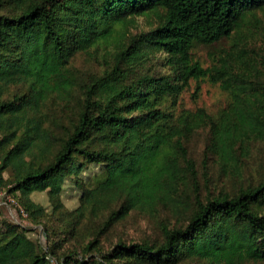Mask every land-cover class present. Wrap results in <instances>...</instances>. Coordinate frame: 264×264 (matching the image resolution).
Returning a JSON list of instances; mask_svg holds the SVG:
<instances>
[{
    "label": "trees",
    "instance_id": "16d2710c",
    "mask_svg": "<svg viewBox=\"0 0 264 264\" xmlns=\"http://www.w3.org/2000/svg\"><path fill=\"white\" fill-rule=\"evenodd\" d=\"M6 3L9 11L3 13ZM261 9L264 0H0V85L27 88L0 102V190L18 199L27 218L40 223L43 217L44 209L30 198L34 192H46L52 211L70 216L118 204L107 223L157 205L178 210L185 173L195 193L186 225L162 226L160 244L120 242L95 258L92 241L82 254L68 251L58 258L53 249L40 250L23 230L7 225L0 230V264L264 261V170L258 183L242 185L232 196L219 193L201 200L183 144L196 130L208 128L207 151L221 167L237 173L238 149L264 136V83L244 50L234 46L207 68L193 59L196 46L230 37ZM149 14L158 19L155 27L117 39L116 25L122 30ZM112 41L111 62L81 87L77 118L64 127L63 138H56L43 127V103L53 94H70V58ZM158 54L165 74L144 69ZM191 81L196 92L201 82L219 84L230 96L228 107L216 117L201 108L175 113ZM91 167L96 168L92 174ZM6 171L11 172L8 179ZM67 183L81 195L80 207L69 213L60 201Z\"/></svg>",
    "mask_w": 264,
    "mask_h": 264
},
{
    "label": "rangeland",
    "instance_id": "374dc122",
    "mask_svg": "<svg viewBox=\"0 0 264 264\" xmlns=\"http://www.w3.org/2000/svg\"><path fill=\"white\" fill-rule=\"evenodd\" d=\"M5 5V4H4ZM2 11H9L8 3ZM158 19L153 14L140 16L134 19L132 26L121 29L119 25L114 28L117 39L125 32L127 37L140 32H147L156 26ZM127 39V38H126ZM126 41V40H125ZM238 46L244 50L254 65L257 66L260 83H264V9L254 11L248 17L243 26L212 46H196L193 49V59L204 68L215 64L217 58ZM113 41L88 52L76 53L68 62V75L73 80V88L69 95L61 96L53 94L47 98L41 107V119L43 127L52 132L56 138H63L64 127L70 128V124L77 118L81 102V87L90 84L100 76L111 62L115 52ZM153 69L157 73L165 74L167 69L163 66V55L158 54L154 60L144 69ZM145 71V70H144ZM27 88L24 84L0 85V102L11 101L14 96L22 95ZM230 103L228 93L221 90L219 84L201 82L199 91L196 92V83L191 81L189 86L180 94L175 113L182 111L195 112L203 109L206 114L216 117ZM5 130V129H4ZM11 131L12 129L7 128ZM1 132V131H0ZM1 134V133H0ZM1 137V136H0ZM209 140L208 128L196 130L183 140L188 158L193 162L198 185V196L204 200L207 196H215L219 193L234 195L242 185L256 184L261 179L264 170V136L258 135L256 139L244 143L238 149L239 171L221 167L218 159L207 151ZM181 167L184 164L181 162ZM95 167L88 172L93 173ZM11 172L3 174L8 179ZM86 177V172L82 176ZM190 175L184 174L183 185L179 187L178 199L182 205L178 210L166 206L157 205L151 211L132 210L124 218H115L107 223L112 212L118 210V204L112 203L98 212L89 210L79 211L75 216L64 215L61 211L57 214L52 211L46 192H34L30 198L32 202L44 209L40 223L30 218L22 217L12 203L17 198L5 194L0 190V230L5 231L7 225L16 226L18 231H24L25 236L40 250L46 252L53 249L54 254L60 258L63 253L74 251L82 254V249L94 241L96 249H92L90 255L97 258L100 253H109L112 248L122 242L146 243L148 245L162 242V226L178 228L186 225L189 214L195 206V193L192 190ZM80 191L67 183L60 196L62 210L65 213L74 212L80 207ZM264 212V209L263 211ZM46 225L49 234H45L43 226ZM68 225V226H66ZM55 256V257H56ZM48 264H54L51 261ZM177 264H213L206 260L186 259ZM244 264H264V261L245 262Z\"/></svg>",
    "mask_w": 264,
    "mask_h": 264
},
{
    "label": "built area",
    "instance_id": "2783aa9c",
    "mask_svg": "<svg viewBox=\"0 0 264 264\" xmlns=\"http://www.w3.org/2000/svg\"><path fill=\"white\" fill-rule=\"evenodd\" d=\"M12 203L14 204V206L16 207L17 211L19 212V214L22 216V217H25L27 218V213L23 210V208L17 203L14 201V199H11Z\"/></svg>",
    "mask_w": 264,
    "mask_h": 264
}]
</instances>
